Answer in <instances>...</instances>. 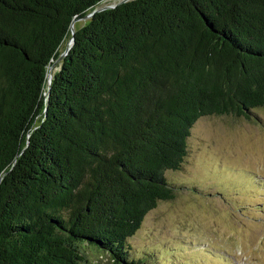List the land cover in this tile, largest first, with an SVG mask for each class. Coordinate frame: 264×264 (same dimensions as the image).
<instances>
[{"label":"trees","instance_id":"1","mask_svg":"<svg viewBox=\"0 0 264 264\" xmlns=\"http://www.w3.org/2000/svg\"><path fill=\"white\" fill-rule=\"evenodd\" d=\"M263 105L264 0H0V264H146L194 121Z\"/></svg>","mask_w":264,"mask_h":264},{"label":"rangeland","instance_id":"2","mask_svg":"<svg viewBox=\"0 0 264 264\" xmlns=\"http://www.w3.org/2000/svg\"><path fill=\"white\" fill-rule=\"evenodd\" d=\"M251 111L194 121L182 167L165 172L174 196L146 212L127 238L129 256L146 264H264V105ZM81 249L84 264H117L90 244Z\"/></svg>","mask_w":264,"mask_h":264},{"label":"water","instance_id":"3","mask_svg":"<svg viewBox=\"0 0 264 264\" xmlns=\"http://www.w3.org/2000/svg\"><path fill=\"white\" fill-rule=\"evenodd\" d=\"M108 6H112V4L104 5V6H102L101 8L108 7ZM92 12H93V11H91L90 13H87L86 15H84V16H82V17H83V18H86V17H88L89 15H91ZM82 17H81V18H82ZM79 18H80V17L75 18V19L71 22V24H70V30H71V33H70V36H69L68 39H67V43H66V46H65L64 50L59 54V56H58L55 60H53V61L51 62V64L48 65L49 75H47V91L49 90V87H50V81H51V77H52L51 66L53 65L54 61H56L57 59H61V58L67 53V51L69 50L70 45H71V43H72V41H73V33H74V30H75V28H74V21L77 20V19H79ZM47 73H48V72H47Z\"/></svg>","mask_w":264,"mask_h":264}]
</instances>
